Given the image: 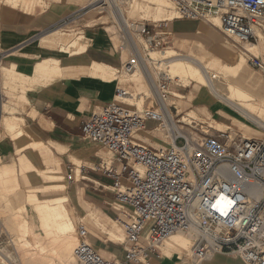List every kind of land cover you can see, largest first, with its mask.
<instances>
[{
  "label": "crops",
  "instance_id": "0c3cea01",
  "mask_svg": "<svg viewBox=\"0 0 264 264\" xmlns=\"http://www.w3.org/2000/svg\"><path fill=\"white\" fill-rule=\"evenodd\" d=\"M86 5L87 0H0V67L6 70V75L0 79L1 103L6 107L2 116L17 122L14 131L0 127V171H16L21 176L20 164L22 160L26 161L29 169L25 175L32 186L39 183L40 178L47 181L40 173L60 175L61 172L56 171H66L70 165L74 166V180L65 187L61 176V182L58 180L54 184L61 185L56 191L64 194L51 200H62L65 216L74 232L80 224L87 227V241L99 254L107 260L122 262L123 233L113 224L117 214L111 189L113 180L96 170L101 163L114 169H118L119 164L107 150L82 136L80 123L111 102L116 89L131 88L117 79L127 61L122 60V52L108 50L111 44L107 42L106 45L96 38L95 29L88 25L103 17L79 14ZM207 22L174 18L160 27L163 26L166 35L175 43V50L188 49L184 60L205 59L204 67L208 71L217 72L215 65L236 66L241 58L247 66L245 54L241 52L236 58L235 50L227 45L228 40L220 33L219 25ZM79 31L83 35L71 41L60 37ZM86 32H90L88 38L83 37ZM44 40L49 43L42 44ZM165 51L175 52L172 49ZM232 58V63L224 61ZM49 60L58 62L60 71L48 82V76L39 77L35 70L40 63ZM93 64L115 69L116 79L104 81L90 76ZM174 93L181 99L179 93ZM198 93L206 104L196 101ZM186 95L191 100L183 98L185 103L181 112L176 114L172 108L178 117L192 111L202 119L208 115L209 121L225 127L233 124L256 127L249 120L264 124V109L259 100L232 101L219 94L202 93L194 89V85ZM156 126L136 134L134 139L155 148L154 145L162 141L155 135ZM182 127L189 131L185 125ZM36 192L39 204L51 201H41ZM27 209L30 210L28 219L31 213L37 216L35 205L26 206ZM191 245L190 238L174 234L160 245L162 251L158 248L148 255L147 264H195L186 259ZM177 255L184 262L176 258ZM203 264L246 263L238 257L215 254Z\"/></svg>",
  "mask_w": 264,
  "mask_h": 264
},
{
  "label": "built area",
  "instance_id": "2783aa9c",
  "mask_svg": "<svg viewBox=\"0 0 264 264\" xmlns=\"http://www.w3.org/2000/svg\"><path fill=\"white\" fill-rule=\"evenodd\" d=\"M168 1L175 19L217 18L225 39L255 47L256 55L246 49V63L264 77V0ZM126 30L130 35V28ZM136 32L147 42H157L156 34L150 35L145 27ZM131 50V58L122 65L125 73L145 66L137 49ZM150 76L146 74L153 111L139 109L130 102L131 94L118 88L111 102L80 123L82 136L119 164L114 169L101 163L96 170L113 180L114 222L123 232L124 256L122 262L104 259L88 243V230L80 224L71 252L74 263L147 264L150 253L172 234L181 233L192 241L188 255L192 263L203 264L223 254L246 264H264V139L243 138L230 127L220 131L207 126L203 132L193 121L179 123L166 107L173 80L165 73ZM1 91L0 86V105ZM147 121L166 133L169 147L153 148L134 139L145 131ZM173 123L189 131L169 136ZM66 171V179L73 181L74 166Z\"/></svg>",
  "mask_w": 264,
  "mask_h": 264
},
{
  "label": "bare ground",
  "instance_id": "6f19581e",
  "mask_svg": "<svg viewBox=\"0 0 264 264\" xmlns=\"http://www.w3.org/2000/svg\"><path fill=\"white\" fill-rule=\"evenodd\" d=\"M95 1L102 2L101 4L98 5L96 9L98 10L109 9L110 11L115 10L120 14L118 10L119 6L122 8L123 7L122 5L124 3L132 6L133 0H127L126 2L121 1V0H95ZM132 9L134 13H136L138 10H143V13L145 14V16L150 17L155 22L162 21L163 19L173 20L175 18V17L173 18V15L175 16L176 14L168 0H136V4L135 3L133 4ZM210 19L211 21L213 20L212 21L213 23H215L216 25H219V21L217 18H210ZM120 20H121V24L125 28L126 26L127 27L129 26L128 24H126V21L122 20V17ZM129 38H130L129 40L132 46H134L137 49L141 57L144 59L143 64L145 66L144 67L138 66L134 71L130 73H126L127 75H122V76L117 75V76H118V80L120 79L119 80L120 83L128 82L131 85L133 84V87L138 91L137 95H139L138 96L139 99L136 100L138 103V108L142 109L145 107L148 110L150 109V111L154 110L153 104H152L154 100V95H153L152 87L149 84L147 77H146V74L150 76V73H151L149 70L150 69L149 65L154 64L158 66L157 68L160 71L167 74L173 81L175 79L181 81L183 86H187L188 84L193 82L194 89L199 90L202 93L211 92V93L219 94L220 96L225 97L226 99H229L232 101L233 100L249 101V100L256 99L260 101L264 109V87H263L262 81L258 75L254 74L253 72L249 70V68L245 65V61L242 60V58L236 66L228 67V66L215 65L214 67H216L218 71L209 73L206 67H204L205 59L197 60V59L189 58L188 60H184L183 56H180L173 51H165L163 53L150 51L145 56L141 51L142 41L140 40V38L134 35V33L133 34L131 33ZM125 40L126 39H124V41ZM48 43H49V40H44L42 42V44L44 45H47ZM243 46L244 48L242 47L241 49V52H243V54L246 53L245 52L246 49L252 55L257 54V49L255 47L248 48L246 45H243ZM58 65H59L58 62L53 61V60L44 61L36 67L35 73L39 77L48 76L47 80L49 82L53 80L55 76L59 75L58 73L60 69ZM115 73H116L115 69H111L110 67H105L101 65H94V64L91 66L90 71H89L90 76L99 77L104 81H110L113 77H115ZM4 75H6V70L0 67V79ZM22 83L23 81L20 82V84ZM128 92L132 96V93L130 91ZM173 95L175 97L179 96L176 93H173ZM169 101L170 99L168 98L166 100V107L170 112H173L169 105L170 104ZM5 110H6V107L2 106V103H1L0 105V127H8L10 131H14V129L17 127V122L14 119H9V120L4 119L2 115ZM189 114L190 115H187V116L184 115L180 117L178 119V122L189 124L190 121L187 118L191 115L196 116V114L192 111H190ZM249 122L251 125H256V127L254 126L255 128L254 127L252 128L249 125L242 126V124H239V125L236 124V127L241 132L242 137L249 138L250 136H254L260 140H263L264 139V124L254 121V120L253 121L249 120ZM214 125H216L217 127V128H214L215 130L222 131V130H225L226 128L225 126L218 124V123H214ZM210 127H213V126L210 125ZM159 130L160 129H157L155 131V135H158L161 137L162 132H159ZM179 131H180V126L178 124L173 123L172 127L169 128V132L167 133L168 134L170 133L171 135L174 132L180 133ZM18 135L20 134L18 133ZM154 146L155 148L156 146H158V148L164 147L163 141H161V143L158 145L155 144ZM28 169H29L28 164L26 163V161L22 160L20 164V170H21L20 173H21L22 180H20V182L22 181L23 186L25 184L30 185L25 175ZM15 174H16V171H9V170L0 171V183L5 184V185L9 183L14 184L16 181ZM40 174L43 175L46 180L52 183V185H50L51 187H55L57 189L61 188V185L54 184L56 183V181H58L55 178H58L59 175L52 174L49 172L40 173ZM34 189L35 188L32 186L27 188V192H28L27 197L17 192H16L17 194L14 197H9V198L0 194V202H3V204H5L7 207L9 206L11 210L18 207V210L21 212L20 216H22V212H24V209H25L24 207L25 200H27V202L30 204H35V211L38 216L39 227L41 228V230L45 233L47 238L49 237V235H51L50 233L56 232L55 235L57 236L58 234L57 239L58 238L61 239L60 242L58 243V247L56 249H53L54 251L53 254H55L57 260L61 261L63 264H72L70 253L72 252V247L74 244L72 243L74 241L72 238L73 237L72 234L74 233V228L72 224L70 223V221L65 216V211L61 204L62 200L54 199V200L39 204L35 196L36 190L34 191ZM6 208H3L2 210L4 211ZM23 221L18 227L19 230L29 231V226L27 222L25 223ZM147 230H148V226H146L142 232L141 240H140L141 243L145 242L144 238L146 237ZM175 234H179V233H175ZM24 244L29 245L27 242H25ZM36 244H37V249H38L36 250L39 252L38 256L36 254L30 253L29 256H27L26 258L27 262L25 263L20 262V264H53L52 261L49 259L50 256L47 255L48 252L49 251L52 252V250L49 249V251L47 252L43 243L36 242ZM100 255L103 258H106L102 254ZM36 256L39 257V260L37 259ZM0 259L2 260L1 255H0ZM8 259L5 257V260H3V263L7 264ZM186 259L188 260V257H186Z\"/></svg>",
  "mask_w": 264,
  "mask_h": 264
},
{
  "label": "rangeland",
  "instance_id": "374dc122",
  "mask_svg": "<svg viewBox=\"0 0 264 264\" xmlns=\"http://www.w3.org/2000/svg\"><path fill=\"white\" fill-rule=\"evenodd\" d=\"M98 2H100V1L87 0L86 7H84L83 10L80 11L79 14L91 13V14H96V15L98 14V15L103 17L98 21L89 23L88 25H89V27H91V29H95V30H93V32H95L97 34L96 38L101 39L106 45L108 43L111 44V47H109L108 50H110V51L113 50L114 52H116V51L122 52V60L123 61H126V60L128 61V59L131 58V56H132L131 55L132 54L131 48L133 46L129 40L130 35L128 34L126 28L121 24V20H120L121 17H122V20L126 21V24H128L129 26H131V25L133 26V27H129V26L128 27L130 28L131 33L132 34L134 33V35L138 36V38H140V40L142 41V43H141L142 47L141 46L140 47H141L142 53L145 56L150 51L163 53L167 49L174 50L180 56H187L188 55V49L179 48L182 50V52L175 50V48H176L175 43L173 42L172 39H170V37L168 35H166L163 26L165 25V23L167 21H170V20L163 19L162 21L155 22L150 17H146L145 14L143 13V10H138L136 13H134L132 6L134 3L136 4V0L132 1V6L129 4H125V3L122 5L123 6L122 8L119 6L118 10H119L121 16L115 10L110 11L109 9H107V10L96 9L98 7V5L102 3V2H100V3H98ZM137 3H138V1H137ZM170 11H171V9H170ZM175 16H176V14H175ZM175 16L173 15V18ZM210 21H211V19H209L207 23H209ZM160 25H163V26L160 27ZM143 27H145L149 31L150 35L156 34V36H155L156 39L154 38L157 41L156 43L147 42L146 38L144 36H141L138 34V32H136V31L141 30ZM106 28H108L107 33H106V30H107ZM132 29L135 31H132ZM89 33L90 32H86L85 36H83V37L88 38ZM65 34L66 35H60V37L64 38L66 41H71L74 38L79 37L80 35H83L82 33H80V31L78 33L68 32ZM124 39H126V40L124 41ZM226 42H228L227 43L228 46H231L235 50L236 58H238L239 55H241V49H242V47L244 48V46L242 44L233 43L229 40ZM124 45H125V47H124ZM210 50L215 52L214 49H210ZM215 54H217V53L215 52ZM233 60H234V58H232L228 61H226V60H224V61L232 63ZM149 66H150L149 70L151 72L150 74L154 78H156L157 74L164 73V72L160 71L157 68L158 66H156L154 64H150ZM247 67L250 70H252L256 75H258L260 77L262 84H263V87H264V77L259 72L252 69L248 64H247ZM121 72L118 74V76L127 75L126 73H124V71H121ZM209 73H212V71H209ZM113 79H116V77H113ZM117 79H118V77H117ZM124 83L128 84V86H130V88H131L130 90H128L132 93V97H133L132 101H130V102L134 105L137 104L136 106L138 107V103L136 101L139 99V97H138L139 95H137L138 91L133 87V84L131 86L128 82H124ZM193 85L194 84L191 83L188 85V87H182L183 86L182 82L179 80H176V79L174 81H171V83L169 84V89H168L170 92V96H169L170 104L169 105L171 107V110H172V108L175 109L176 114L178 112H181V110L183 109L182 107H184V103H185V100H183L184 97L191 100V98H189V95H186V94H188L189 91H192ZM2 92H3V88H2ZM174 92L179 93L182 96L181 99H179L178 97H175L173 95ZM199 95H200V93H198V97L196 98V101L198 103L204 102ZM203 104H206V103L204 102ZM139 109H141V108H139ZM142 109H147V108L144 107ZM4 112H6V110ZM184 115L187 116L190 114H189V112L188 113H182L177 119H179L180 117H182ZM189 117L188 118L186 117V118L189 121H193V122H195V124H198L199 126H201V131H203V132H207V126H210V125L213 126L214 128H217L216 125H214V123L212 124V122L209 121L210 118L208 115L204 119H202L201 117L192 116V115ZM242 120L245 121V119H242ZM155 124H156L155 122L150 121L145 125V128L149 129L151 127H154ZM233 125L234 126L230 127L232 129V131L241 135V132L236 127V125L235 124H233ZM180 126H182V125H180ZM223 129H224V127H223ZM182 131L185 133L188 132L187 130H185V127H182V128L180 127L179 132L182 133ZM159 132H162L161 138L163 141L164 148L169 147V142L166 139V133L164 131H162L161 129L159 130ZM208 132H210V130H208ZM167 135L170 136V133L169 134L167 133ZM192 136H195V135H192ZM249 138L258 139L254 136H250ZM156 148H158V146H156ZM56 172L57 173L61 172V174L59 175L58 178H55V179L59 180L58 182H61L60 180H61V176H62L64 179V181L62 183L66 187L69 183V181L66 179V175L68 172L67 171H56ZM15 177H16V181L14 184L9 183V184L5 185V184L0 183V194L9 198V197H14L17 193H19V194L21 193V194L25 195V197H26V195L28 194L27 188H29L31 186L27 185V184H25L23 186L22 181L20 182V180H22L20 175L15 174ZM32 187L35 188L34 191L35 190L37 191L36 195L39 196L38 198L41 201L51 200L52 198H55V197L57 198L59 196L61 197L64 194V192L56 191L57 188L49 186L48 180L45 181L44 179H41V178H40V182L32 185ZM24 205H25L24 206L25 207L24 212H22V216H20L21 212L18 210V207L11 210V208L9 206L7 207L5 204H3V202H0V255L2 258V260L0 259V264H6V263H3V260H5V257L7 259L9 258L7 264H9V262H10V264H20V262H22V263L27 262L26 258H27V256H29L30 253L36 254L38 256L39 252L37 251L38 249H37L36 242L43 243L47 252L49 251V249L52 250V252L49 251L47 255L50 256L49 259L52 261L53 264H61L62 262L58 261L55 254H53V252H54L53 249H56L58 247V243L61 240L59 238L57 239L58 234L56 236L55 235L56 232L50 233L51 234V235H49L50 238L49 237L47 238L45 233L39 227V220L37 219V216L35 214L31 213L32 216H30L29 219L27 217L30 210L29 209L26 210V206L31 207V204L28 203L27 200H25ZM33 205H35V204H33ZM1 206L3 208H6V207L7 208L3 211L2 210L3 208ZM23 219H24V221H23ZM22 221L25 223L27 222V224L29 226V231H20L19 230L18 227L22 223ZM113 224L116 225L115 223H113ZM97 226H98V224H97ZM75 232L72 234V236H73L72 238L74 240V241L72 240L73 241L72 243H74L73 247L76 244V233ZM179 235L186 236V235H183L181 233H179ZM186 237L189 238L188 236H186ZM56 239H57V241H56ZM122 239H123V237H122ZM25 242H27L29 245H25L24 244ZM73 247H72V249H73ZM159 249L162 251V249L160 247H159ZM70 257L72 260V264H75L74 260L72 259L71 253H70ZM176 258H179V260L183 261L182 257L179 255H177ZM37 259L39 260V257H37ZM104 259H106V258H104ZM22 260H24V261H22Z\"/></svg>",
  "mask_w": 264,
  "mask_h": 264
}]
</instances>
